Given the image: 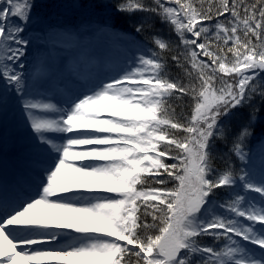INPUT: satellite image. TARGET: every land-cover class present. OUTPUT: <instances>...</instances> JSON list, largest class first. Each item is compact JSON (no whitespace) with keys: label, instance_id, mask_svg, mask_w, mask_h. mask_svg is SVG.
<instances>
[{"label":"snow or ice","instance_id":"snow-or-ice-1","mask_svg":"<svg viewBox=\"0 0 264 264\" xmlns=\"http://www.w3.org/2000/svg\"><path fill=\"white\" fill-rule=\"evenodd\" d=\"M37 7L0 0V110L16 103L31 130L0 184V264H264V145L246 150L264 112V0H74L117 33L119 15L144 14L132 26L153 46L133 38L89 83L54 81L59 104L26 69Z\"/></svg>","mask_w":264,"mask_h":264},{"label":"rangeland","instance_id":"rangeland-1","mask_svg":"<svg viewBox=\"0 0 264 264\" xmlns=\"http://www.w3.org/2000/svg\"><path fill=\"white\" fill-rule=\"evenodd\" d=\"M37 3V2H36ZM54 7L58 10L62 11H69L72 10V8L68 5H65L64 2L57 0L54 2ZM38 8V7H37ZM35 10V8H33ZM83 15L89 16L86 12L83 11ZM85 25H87L84 28H81L79 30V34H82V38L85 37L88 39L87 44L95 43L97 46H100L98 48H103L104 46L107 47V51L111 52V45L116 44L120 51L125 55V52L127 50V41L132 40L133 38L138 41H142L146 44H148L149 47L150 44L145 41L144 39L133 36L132 29H123L119 28L121 26L120 23L115 24L114 27L119 29L120 32H114L111 28H105L101 27L102 24L105 22H93L94 20L85 19ZM39 24L36 22L33 23L32 28L40 29L42 28L43 31L46 30L44 26L47 24L45 21H38ZM119 26V27H116ZM40 27V28H38ZM91 33H93V37H91ZM129 34L127 36H124L123 34ZM32 35L36 37V39L33 42V45H30V51L26 58V69L29 73H32L33 71H36L39 69V72L34 82L37 81H47V86H40L36 85V89L38 88L42 91L41 94L44 96H48L51 98L52 102H54V97L49 94V91H47V87L52 85V81L54 78H59L60 76L67 74L68 67H65L66 61L68 60L67 57H64L63 55V48L60 46H55L53 49H51V45H48L44 41V36L46 33H42L41 31L35 33L34 30H32ZM81 38V39H82ZM83 40V39H82ZM104 47V48H105ZM59 51H58V50ZM72 65V64H71ZM53 71V72H52ZM3 82L0 81V87H2ZM51 84V85H49ZM38 95V96H41ZM246 109V108H245ZM241 112L244 114V119L247 120V114L249 110H241ZM258 115L257 122L255 123L254 127V134L253 136L246 142V149L250 150L249 155H254L257 159V157L261 154V146L264 145V136L261 138L259 137L258 133L262 130L260 126V120ZM21 112L19 110V107L16 103L10 102L8 103L2 110H0V157H4L8 151L5 149L8 148L9 152H12L18 147L19 140L22 138L23 140H26L29 138V134L31 131L24 130L22 133V136L20 135V127H19V121L21 120ZM236 124L232 122V129L233 134H235L239 128L244 124L240 119L234 120ZM257 130V133H256ZM258 135V136H257ZM259 137V138H258ZM16 138V139H15ZM204 243L206 244H213V240L209 237L204 240Z\"/></svg>","mask_w":264,"mask_h":264},{"label":"trees","instance_id":"trees-1","mask_svg":"<svg viewBox=\"0 0 264 264\" xmlns=\"http://www.w3.org/2000/svg\"><path fill=\"white\" fill-rule=\"evenodd\" d=\"M57 0H36L37 4L39 5L38 8H35V10H33L32 14L34 17H39L40 21H45L47 24L44 26V28L46 29H52V28H56V27H67V26H77L81 23L85 24V19H89V20H96L97 18L91 17V16H86L83 15V11H77V10H69V11H62V10H58L57 8L54 7V2H56ZM64 2L65 5L70 6L74 0H59ZM110 2L112 4H116L119 3L120 0H110ZM144 14L142 13H138L132 17H127L125 15H119L117 18H115V24L120 23L121 26H116L119 28H123V29H132V34L133 36H138L142 39L145 40V36L140 35L139 33H137L135 31V28L132 26V24L138 22L142 16ZM154 21H155V28L160 30L159 34L169 40H173V41H178V37H176V35L174 34V32L171 31V29L169 28V26L162 24L159 20L158 17H153ZM99 22H105L104 19H100ZM37 24H39V22H36ZM40 28V27H38ZM153 32H147L145 35L147 36H151L153 35ZM147 41V40H145ZM150 46L152 47L153 45L147 41ZM173 71H176L175 68H173ZM255 105L258 107H261L262 110H264V103H262L260 101L259 97H256L255 101H254ZM243 110H249V109H243ZM187 111V110H186ZM264 114V112L262 113H258V115H262ZM241 120V119H240ZM243 123H246L247 120L246 119H242L241 120ZM260 126H261V131H264V121H260ZM233 123L236 124V122L233 120ZM259 132V133H260ZM257 133V130H256ZM217 149L219 152L223 153V152H227L228 151V147H226L223 143H217ZM237 163V162H236ZM216 164L218 167H223L224 165L221 163L220 160L216 161ZM237 166H239L237 164Z\"/></svg>","mask_w":264,"mask_h":264},{"label":"bare ground","instance_id":"bare-ground-1","mask_svg":"<svg viewBox=\"0 0 264 264\" xmlns=\"http://www.w3.org/2000/svg\"><path fill=\"white\" fill-rule=\"evenodd\" d=\"M60 40H62V36L61 35H51L49 38H48V41L51 43V44H55V43H57V42H59ZM77 41V45H78V48L79 49H81V48H83V43L82 42H80L79 40H76ZM85 43V42H84ZM105 47V46H104ZM107 47H105L104 49H103V51H104V55H107V57L110 55L109 54V52H107ZM101 51V49H97V48H95L93 45H89L88 47H87V49L85 50V51H83V54H80V57H87V56H89L91 59H94L95 57H97V55L99 54L97 51ZM106 50V51H105ZM111 54H115V55H117L118 57H119V59H121V60H123L124 59V54L120 51V48L116 45V44H112L111 45V52H110ZM99 55H101V54H99ZM106 59V58H105ZM105 62H107V61H105ZM119 63H121V62H116V63H111L110 64V66H112V65H116V64H119ZM59 81L60 82H66V79L64 78V77H59ZM50 87V86H49ZM51 89H53L52 88V86L50 87ZM41 94L42 93V91L38 88V90L36 89V94ZM55 98L57 99V101H55V102H58V103H62V101L64 100V97L62 96V93L61 92H59L58 91V94H57V92L55 93ZM19 129H20V135L22 136V133L24 132V130H29V131H31L29 128H28V126L26 125V123H25V120H24V117L22 116L21 117V120L19 121ZM16 139V138H15ZM25 145L24 144V140L21 138L20 140H19V144H18V148H20V158H19V161H20V164L24 167V163H25V153H26V148L25 147H23V146H21V145ZM6 151H9V149L8 148H6L5 149ZM259 158H260V155L257 157V160H259ZM1 159H3V157H0V160ZM5 160V159H4ZM5 161H7V160H5ZM1 163V162H0ZM9 179H12V176L10 177L9 176ZM249 247H253V246H250L249 245Z\"/></svg>","mask_w":264,"mask_h":264}]
</instances>
